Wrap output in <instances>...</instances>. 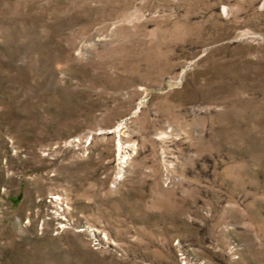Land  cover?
<instances>
[{"label": "rangeland", "instance_id": "obj_1", "mask_svg": "<svg viewBox=\"0 0 264 264\" xmlns=\"http://www.w3.org/2000/svg\"><path fill=\"white\" fill-rule=\"evenodd\" d=\"M0 264H264V0H0Z\"/></svg>", "mask_w": 264, "mask_h": 264}]
</instances>
